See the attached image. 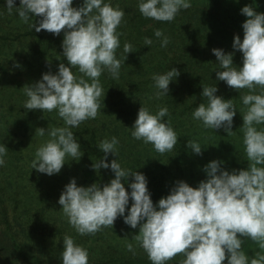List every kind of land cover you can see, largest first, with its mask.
Returning <instances> with one entry per match:
<instances>
[{
    "label": "clouds",
    "instance_id": "1",
    "mask_svg": "<svg viewBox=\"0 0 264 264\" xmlns=\"http://www.w3.org/2000/svg\"><path fill=\"white\" fill-rule=\"evenodd\" d=\"M4 4L10 14L15 10L36 32H63L62 56L67 63H59L55 72H44L39 80L23 87L26 110L55 111L63 120L61 127L35 129L36 135L48 138L37 147L31 169L56 175L66 157L79 161L83 155L72 128L97 117L100 98L104 100L106 94L100 81L102 73L107 71L113 79H119L121 65L132 52V45L125 43L123 61L117 58V29L125 11L119 5L113 6L111 0H82L79 6H73L74 0H19V7L15 0H4ZM190 7L191 0H138V10L145 18L162 22L173 21L182 9ZM240 12L246 17L241 25L243 37L233 36V51H211L217 62L216 80L235 91L248 89L241 95L246 111L240 126L246 167L229 170L223 167L224 161L212 159L203 166L205 178L195 187L176 180L167 195L154 203L146 175L122 167L117 159L118 137H105L98 143L103 156L91 168L96 174L100 169L110 170L112 178L87 186L70 178L57 201L77 234L113 228L117 218H122L129 228H138L133 238L152 264H166L177 254L183 256L180 264H264V12L247 4ZM32 17L39 19L34 23ZM154 35L162 37L161 47L168 45L169 37L161 29H156ZM144 44L150 46L153 40L145 37ZM236 51L241 53L239 65L233 62ZM179 75L175 67L153 73L154 96H168L170 82ZM201 88L205 101L194 107L192 118L206 129L222 128L227 134L233 133L237 109L232 98L216 95V84ZM169 115L167 106L153 111L141 105L129 127L131 136L152 144L160 154L172 151L179 137L171 121L164 119ZM185 147L196 155H202L205 148L197 140H187ZM8 151L0 143V167L5 165ZM110 154L114 159L109 161ZM243 237L257 242L260 251L252 256L246 254L242 250ZM62 241L61 264H88V250L72 235L65 234ZM127 247L133 251L131 243Z\"/></svg>",
    "mask_w": 264,
    "mask_h": 264
},
{
    "label": "trees",
    "instance_id": "2",
    "mask_svg": "<svg viewBox=\"0 0 264 264\" xmlns=\"http://www.w3.org/2000/svg\"><path fill=\"white\" fill-rule=\"evenodd\" d=\"M81 2L82 0H74L73 6H79ZM234 2L236 0L226 1L220 11L217 0L191 1V7L182 9L173 21L162 22L145 18L138 10V0H111L113 6L119 5L125 11V16L117 29L120 33V48L117 49V58L123 61V45L125 43L132 45V52L127 54V58L121 65L119 79H113L107 71L100 77L101 84L106 91L105 98L104 100L102 98L101 102L105 103L107 100L108 103H111L105 106L109 107L108 109L103 108L99 112L101 120L99 125L92 123L85 130L89 133V145L85 150V153L90 156L89 168L103 155L98 148L99 141L104 137L116 136L119 139L117 159L122 167L144 173L148 179V188L152 193L151 198L157 201L165 195V192L176 180H188V184L195 187L197 179L199 182L205 178V173L202 171L203 166L212 159L224 161L223 167L229 170L240 168L243 165L247 157L240 126L246 106L242 104L241 95L248 92V89L235 91L225 82L216 80L217 62L211 50L220 48L225 52L233 51L232 43L229 41L234 34L232 31L235 26L238 23L242 24V21L238 20L244 16L240 9L247 4L252 5L258 12H264V2L262 0H239L238 4H234ZM38 19L39 17H32L34 23ZM24 28L21 33L22 37H31L39 33L29 24L24 23ZM156 29H161L164 35L169 37L166 47H161L162 37H155ZM44 31L39 33L44 38L40 53L44 55L55 46L57 52H61L63 32L60 35H53L49 32L45 36ZM145 37L151 38L153 44L145 46ZM233 62L236 65L241 63L239 51H236ZM169 67L177 68L180 75L175 81L170 82L168 96L157 99L154 96L155 89L152 87V74L163 73ZM75 69L78 71L77 68ZM215 84L218 88L216 95H222L225 99L232 98L237 109L232 125L234 132L231 134H227L222 128L214 131L206 129L201 122L192 118L194 107L205 101V98L200 95L201 86ZM256 90H260L259 86ZM141 105L148 106L153 111L158 106L168 107L170 115L164 119L171 121L179 137L178 143L172 151L160 154L152 144H145L131 136L129 127L136 119ZM125 130H127L126 133ZM104 131L108 133H104ZM187 140H197L202 147H205L203 154L196 155L187 149L185 147ZM139 147L141 148L139 149ZM231 156L234 159L229 165ZM93 158H95L94 162H92ZM111 159L114 157L110 154L108 160ZM105 170L107 169H100L96 175L97 180L104 181ZM196 174H202V179H199ZM28 180L31 184L37 185V188L41 187V180L32 176ZM12 186L14 183L7 179L5 188L0 189L2 194L6 190L11 192ZM44 198L45 196L34 203L35 206L40 207V210L35 211L34 214L29 213L34 208L30 205L21 207L15 205L10 213L7 206L2 201L0 202V264H41L39 261L35 263L32 260V256L36 258L37 255L31 256V253L35 252L40 255L44 252V246L35 243V241L29 244L27 239L29 234L35 233L33 231L38 220H40L42 229L46 226L42 225L43 223L47 220L52 221L50 219L43 221L44 218L40 217L47 207L40 203ZM118 221L117 218L115 223ZM105 228L96 232L95 235ZM49 229L55 230L58 227L51 223ZM90 235L94 234L84 235V239L89 238ZM76 236L77 238L83 237ZM37 240L39 241V239ZM31 246L32 249H30ZM103 259L102 256H98L88 261V264H107Z\"/></svg>",
    "mask_w": 264,
    "mask_h": 264
},
{
    "label": "rangeland",
    "instance_id": "3",
    "mask_svg": "<svg viewBox=\"0 0 264 264\" xmlns=\"http://www.w3.org/2000/svg\"><path fill=\"white\" fill-rule=\"evenodd\" d=\"M217 1L220 11H222L224 3L228 0ZM262 1L264 2V0ZM234 4L238 3L234 2ZM15 6L19 7V0H15ZM0 13H2L0 14V143H4L9 149L5 157L6 163L3 167H0V189L5 188L7 179L14 183V186L10 189L11 192L6 190L2 194L0 190V202L2 201L7 206L10 213H12L15 205L19 207L30 205L34 208L29 213L34 214L35 211L40 210V207L35 206L34 203L45 196L40 203L47 205V207L44 213L42 212L41 215L39 213V215L44 218L43 221L50 219L54 222L47 220L42 224L46 225L42 229L40 228V220H38V224L33 231L35 233L28 235L27 241H29V244L35 241V243L44 246V252L40 255L35 252L31 253V256L37 255L36 258L32 256V260L35 263L39 261L41 264H61L62 240L65 234H69L75 238L78 244L88 250L89 261L102 256L103 261H106L107 264H152L147 253L133 238V235L138 232V228L131 229L123 223L122 218H118L119 221L114 223L113 228L106 227L99 234L90 235L87 239H84V236L77 238L76 235L79 234L68 223L67 217L60 209L61 206L57 203L64 185L69 182L70 178L75 177L77 184L84 186L97 181L96 172L88 167L90 156L85 153V150L89 145V133L85 130L92 123L99 125L101 121L99 112L103 108L108 109L109 107L106 108L105 106H108L111 102L108 103L107 100L105 103L101 102L100 111L95 119L86 120L78 128H72L83 152L79 161L72 160V157H66V163L60 173L52 176L31 169V161L35 156L37 147L48 138L47 136L36 135L35 129L38 127H61L63 126V120L58 117L55 111L26 110L24 101L27 97L24 94L23 87L39 80L44 72L49 70L55 72L59 64L57 62H65L66 60L62 56V51L57 52L56 46L50 48L44 55L40 53L44 42L43 36L41 37L39 34L42 33V30L38 35L22 37L21 33L25 29L24 22L15 10L11 14L7 11L4 0H0ZM245 19L246 17L243 16L238 20L243 22ZM241 25L238 23L233 29L232 33L234 34L231 36L230 43H232L233 36L236 34L240 35L241 38L243 37ZM48 33L46 30L43 32L45 36ZM75 70V68L72 69V71ZM74 73L79 75L78 71ZM126 132L127 130H125ZM104 133L108 132L104 131ZM94 159L92 162H94ZM233 159L232 156L229 158V165ZM247 163L246 159L240 168L246 167ZM31 176L41 180V187L37 188V185L30 183L28 178ZM196 176L202 179V174H196ZM110 178H112L111 172L105 170L103 183L108 182ZM186 181L189 183L188 180ZM197 181L198 179L195 182L198 183ZM168 191L165 192V195ZM153 202L156 201L153 200ZM11 217L10 219H12ZM51 223L58 229H49ZM126 234L127 237H125ZM242 240V250L249 256L260 251L258 243L251 238L243 237ZM129 243L133 245V251L128 250L127 245ZM30 249H32V246ZM182 259V254H177L166 264H180ZM223 264H227V261Z\"/></svg>",
    "mask_w": 264,
    "mask_h": 264
}]
</instances>
